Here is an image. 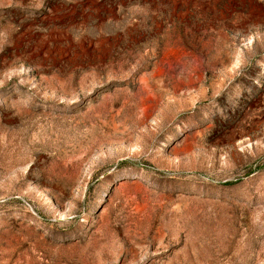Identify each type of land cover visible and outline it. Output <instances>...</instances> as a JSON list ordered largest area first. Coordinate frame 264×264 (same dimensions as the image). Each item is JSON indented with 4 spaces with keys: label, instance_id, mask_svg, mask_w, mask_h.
Instances as JSON below:
<instances>
[{
    "label": "rangeland",
    "instance_id": "1",
    "mask_svg": "<svg viewBox=\"0 0 264 264\" xmlns=\"http://www.w3.org/2000/svg\"><path fill=\"white\" fill-rule=\"evenodd\" d=\"M0 264H264V0H0Z\"/></svg>",
    "mask_w": 264,
    "mask_h": 264
}]
</instances>
